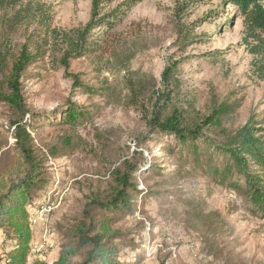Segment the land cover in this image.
Returning a JSON list of instances; mask_svg holds the SVG:
<instances>
[{"label": "rangeland", "instance_id": "obj_1", "mask_svg": "<svg viewBox=\"0 0 264 264\" xmlns=\"http://www.w3.org/2000/svg\"><path fill=\"white\" fill-rule=\"evenodd\" d=\"M92 9L93 0H0V174L19 158L15 122L27 126L44 161L45 183L27 205V264H51L77 240L92 195L108 201L116 170L128 165L137 184L131 208H88L116 232L117 264H264V218L209 170L223 163L208 152L223 130L264 126V58L246 38L240 7L233 0H101ZM83 32L86 49L69 56ZM25 48L32 58L20 75L22 114L2 96ZM159 97L163 119L175 114L198 130L196 149L192 138L181 143L154 127ZM218 108L221 128L206 123ZM48 198L54 208L39 216ZM14 245L1 233L0 258ZM35 245L41 251L33 253Z\"/></svg>", "mask_w": 264, "mask_h": 264}, {"label": "trees", "instance_id": "obj_2", "mask_svg": "<svg viewBox=\"0 0 264 264\" xmlns=\"http://www.w3.org/2000/svg\"><path fill=\"white\" fill-rule=\"evenodd\" d=\"M99 1L93 0V13L99 7ZM245 16L247 40L257 42L255 45L257 54L264 58V0H233ZM88 29L85 30V33ZM81 34V41L72 45L73 54L80 55L87 47V35ZM84 35V36H83ZM27 49L14 61L9 78V89L2 96L3 100L11 107L16 108L22 114L25 106L21 94L20 75L31 60ZM4 60V54L0 53V63ZM179 61L172 62L163 72V83H169L172 73ZM69 67V62L65 61ZM75 82L79 83V78ZM160 98L155 102L152 123L162 133L176 134L181 143H187L192 138V147L195 149V140L198 133L195 129L182 126L179 118L172 114L166 118L160 116ZM223 111V110H222ZM221 108H218L206 119V123L222 127ZM77 110H69L67 117L70 121L77 119ZM205 123V124H206ZM15 143L18 148L19 158L15 165L0 174V231L5 233L8 239H13L15 245L12 251L3 254L0 258L6 264H27L33 232L29 221L27 205L32 202L34 193L45 183L42 173L44 161L35 154L33 137L26 125L20 121L15 122ZM224 135L216 142L214 150L208 152L213 159L221 158V165L209 167L215 178L220 183H227L236 190L247 205L251 215L264 218V126L256 128L254 124H246L236 132L230 134L227 129ZM197 133V134H196ZM201 151V150H200ZM200 154H198V157ZM198 159V158H197ZM130 167V168H129ZM133 166L128 165L125 170H116L114 186L109 191L108 201L102 195H92L84 210L85 218L74 229L73 236L77 238L64 245L58 258L52 264H117V247L110 241L116 235L114 229L105 220L96 221L91 215L89 207L97 204L103 209L118 210L131 208L133 195L130 192L137 190V184L132 177ZM81 257V262L72 260L73 257ZM32 264H49L46 261L35 260Z\"/></svg>", "mask_w": 264, "mask_h": 264}, {"label": "built area", "instance_id": "obj_3", "mask_svg": "<svg viewBox=\"0 0 264 264\" xmlns=\"http://www.w3.org/2000/svg\"><path fill=\"white\" fill-rule=\"evenodd\" d=\"M53 208H54V205L51 202V198H48L45 201V204L41 207L39 216L50 213L53 210ZM34 216H36V215H34ZM31 221H32V223H38L39 222V218L38 217L32 218ZM41 249H42L41 247H38V246L35 245L32 248V252L33 253L39 252V251H41ZM30 254H32V253H30Z\"/></svg>", "mask_w": 264, "mask_h": 264}, {"label": "crops", "instance_id": "obj_4", "mask_svg": "<svg viewBox=\"0 0 264 264\" xmlns=\"http://www.w3.org/2000/svg\"><path fill=\"white\" fill-rule=\"evenodd\" d=\"M1 233H2V232L0 231V235H1Z\"/></svg>", "mask_w": 264, "mask_h": 264}]
</instances>
